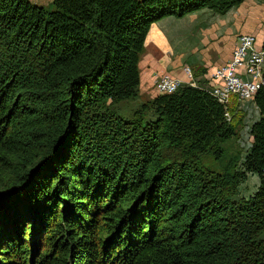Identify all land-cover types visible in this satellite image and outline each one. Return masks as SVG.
<instances>
[{"label": "trees", "instance_id": "1", "mask_svg": "<svg viewBox=\"0 0 264 264\" xmlns=\"http://www.w3.org/2000/svg\"><path fill=\"white\" fill-rule=\"evenodd\" d=\"M244 1L0 0V264H264V89L224 174L203 158L237 128L206 82L116 109L153 23Z\"/></svg>", "mask_w": 264, "mask_h": 264}, {"label": "crops", "instance_id": "2", "mask_svg": "<svg viewBox=\"0 0 264 264\" xmlns=\"http://www.w3.org/2000/svg\"><path fill=\"white\" fill-rule=\"evenodd\" d=\"M242 33H253L264 44V0H245L225 14L203 8L153 23L139 62L138 98L147 101L160 94L155 84L163 74L189 83L185 67L195 83L209 86L214 70L230 59Z\"/></svg>", "mask_w": 264, "mask_h": 264}, {"label": "built area", "instance_id": "3", "mask_svg": "<svg viewBox=\"0 0 264 264\" xmlns=\"http://www.w3.org/2000/svg\"><path fill=\"white\" fill-rule=\"evenodd\" d=\"M184 70L188 75V82L195 85L191 69L185 67ZM182 84V80L170 74H163L157 79L155 87L160 94H165L177 91ZM209 89L223 105L225 118L230 123L234 119L235 107L245 108L253 102L259 110L255 98L259 91L264 89V44L258 43L255 34L239 35L238 44L230 59L214 70Z\"/></svg>", "mask_w": 264, "mask_h": 264}, {"label": "rangeland", "instance_id": "4", "mask_svg": "<svg viewBox=\"0 0 264 264\" xmlns=\"http://www.w3.org/2000/svg\"><path fill=\"white\" fill-rule=\"evenodd\" d=\"M32 1L46 6H52L53 2V0L51 2L49 0ZM144 101L143 98L121 101L116 105V109L123 117L132 118ZM233 116V124L237 128V133L233 138L223 144L225 147L223 156L217 157L210 151L203 158L205 167L215 173L224 174L227 170L242 169L243 157L253 141L250 128L253 121L259 117V110L251 102L245 108H240V106L235 107ZM258 186L259 177L255 174H249L240 184L239 196L244 199L249 198L257 191ZM16 262L20 264L19 257H16Z\"/></svg>", "mask_w": 264, "mask_h": 264}]
</instances>
